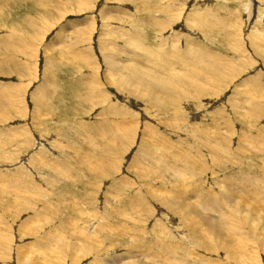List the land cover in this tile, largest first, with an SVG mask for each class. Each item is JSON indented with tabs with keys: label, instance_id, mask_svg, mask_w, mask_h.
<instances>
[{
	"label": "rangeland",
	"instance_id": "rangeland-1",
	"mask_svg": "<svg viewBox=\"0 0 264 264\" xmlns=\"http://www.w3.org/2000/svg\"><path fill=\"white\" fill-rule=\"evenodd\" d=\"M0 96V264H264V0H0Z\"/></svg>",
	"mask_w": 264,
	"mask_h": 264
},
{
	"label": "bare ground",
	"instance_id": "bare-ground-1",
	"mask_svg": "<svg viewBox=\"0 0 264 264\" xmlns=\"http://www.w3.org/2000/svg\"><path fill=\"white\" fill-rule=\"evenodd\" d=\"M2 11V10H1ZM124 32V31H123ZM132 37V36H131ZM135 38H136V36H135ZM130 42H131V45L130 44H128V46H133V47H135V48H140L141 50H144L145 52H146V47L144 48L143 46H140V44H142V40L140 41H138V44H137V40H132V39H130ZM192 45H194V43L192 44ZM194 47V46H193ZM136 50V49H135ZM195 50H196V47H195ZM165 51V50H164ZM131 52V51H130ZM132 52H135V51H132ZM148 52V51H147ZM150 53V52H149ZM152 53V52H151ZM133 55V54H132ZM202 55V54H201ZM133 57H135V55H133L132 56V58ZM170 57H171V55H170ZM137 58V60L136 61H139L140 62V60H141V58H139V57H136ZM193 59V58H192ZM191 59V60H192ZM133 60V59H132ZM156 62V61H155ZM201 62V61H200ZM195 64V63H194ZM117 65H118V67L120 68V70L121 71H123L124 72V74L122 75V79L124 80V82L126 83V82H129L128 80L126 81V79L125 78H127V79H132L133 81H134V83L135 84H139V85H141V84H143V85H145L147 88H151V87H153L154 86V89H157V90H159V91H162V92H165V93H167V94H171L172 95V97L173 98H171L170 100H169V102L170 103H172V102H177L178 101V98H181V93L177 90L178 89V87H179V85L180 84H182L181 82L182 81H180L176 76H178V75H175L174 73H170L169 74V76L167 77V78H169V80L168 79H163L162 81H158V82H153V81H148L147 80V78H146V76L144 75V73H142V70H141V68H139L138 66H136V64H126L124 61L123 62H117ZM133 65H134V67H133ZM209 65V64H208ZM142 67V66H141ZM144 68V67H143ZM167 68V67H166ZM146 69V68H145ZM175 69V68H174ZM147 71V70H146ZM159 71V70H158ZM166 72H168L169 70L167 69V70H165ZM150 72V71H149ZM171 72H173V70H171ZM151 73V72H150ZM186 73V72H185ZM233 73V72H232ZM237 73V72H236ZM152 74V73H151ZM164 74V73H163ZM189 75V74H188ZM193 75V74H192ZM234 75V74H233ZM150 76V75H149ZM194 76H195V74H194ZM152 77V76H151ZM218 77H219V75H218ZM171 78V79H170ZM180 78V77H179ZM196 78V77H195ZM132 82V81H131ZM247 87V86H246ZM192 89V88H191ZM180 90V89H179ZM205 92V91H204ZM164 93V94H165ZM184 95H186V94H184ZM187 95H189V94H187ZM262 97H263V95H262ZM186 98V97H185ZM188 98V97H187ZM261 98V97H260ZM1 99H3V97L2 96H0V100ZM160 100V99H159ZM166 100V99H165ZM41 101V100H40ZM39 101V102H40ZM148 148V147H147ZM150 154V153H149ZM157 158V157H156ZM50 163V162H49ZM37 165L38 166H41V165H43V163H42V161H38V163H37ZM48 165V164H47ZM55 169V168H54ZM35 190V189H34ZM233 195H235V194H233ZM245 203V202H244ZM257 204V203H256ZM257 206H258V204H257ZM237 207V205H235L234 206V208H236ZM240 207H241V205H240ZM252 207V206H251ZM209 209V208H208ZM250 210V209H249ZM238 222V221H237ZM219 223V225L216 227V228H220L221 227V225H222V222L221 221H219L218 222ZM213 227V226H212ZM213 230V229H212ZM215 230H218V229H215ZM199 239H201V238H199ZM204 245V244H203ZM241 249V248H240ZM237 255V254H236ZM237 257V256H236ZM239 257V256H238ZM240 259V258H239ZM118 261V260H117ZM104 264V263H103ZM106 264V263H105Z\"/></svg>",
	"mask_w": 264,
	"mask_h": 264
}]
</instances>
